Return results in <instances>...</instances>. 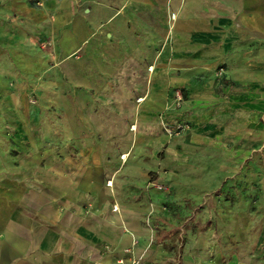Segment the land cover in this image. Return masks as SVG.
Returning a JSON list of instances; mask_svg holds the SVG:
<instances>
[{"label":"rangeland","instance_id":"obj_1","mask_svg":"<svg viewBox=\"0 0 264 264\" xmlns=\"http://www.w3.org/2000/svg\"><path fill=\"white\" fill-rule=\"evenodd\" d=\"M124 2L0 0V241L25 250L0 259L101 205L113 264H264V0H185L132 51Z\"/></svg>","mask_w":264,"mask_h":264},{"label":"crops","instance_id":"obj_2","mask_svg":"<svg viewBox=\"0 0 264 264\" xmlns=\"http://www.w3.org/2000/svg\"><path fill=\"white\" fill-rule=\"evenodd\" d=\"M124 6L114 8L108 11L109 18L115 29H118L119 36L131 35L133 40L131 51L136 49L141 41L142 37H145L151 32H147L155 21L166 19L169 13H180L181 6L185 0H124ZM230 0H221V4H229ZM184 16L189 17L186 23L187 26L193 27L190 21L193 19L191 15L183 12ZM175 18V16H173ZM130 20V21H129ZM190 20V21H189ZM153 21V24H152ZM130 22V23H128ZM130 27H128V24ZM176 24H178L176 19ZM149 25V26H148ZM149 27V28H148ZM129 31V33H128ZM142 35V36H141ZM130 37V36H128ZM136 37H139V41ZM118 46L116 47V49ZM185 65V64H183ZM221 66H224L222 64ZM223 80V79H222ZM229 84L234 83L232 81H221L217 86V90L221 91ZM222 87L221 90L218 88ZM99 208V209H98ZM90 213H86L88 220L79 219L75 223H67L64 225L62 221L58 223L48 224L45 223L44 230L40 231V235L35 238L34 251L35 254L28 259L29 264H113L112 258L103 253L97 248V244L101 240L109 241L112 239L124 238L125 241L129 240V237L121 227H114L106 219H100L102 207L94 206L89 209ZM88 211V212H89ZM62 222V223H61ZM114 237V238H113ZM24 245L18 241H0V248H7L21 256L25 250L22 249ZM2 249V259L0 264H5L3 258L4 250ZM38 249V250H37ZM30 251V250H29ZM115 259V258H114ZM116 262V260H115Z\"/></svg>","mask_w":264,"mask_h":264},{"label":"trees","instance_id":"obj_3","mask_svg":"<svg viewBox=\"0 0 264 264\" xmlns=\"http://www.w3.org/2000/svg\"><path fill=\"white\" fill-rule=\"evenodd\" d=\"M222 87H219L218 89L221 90Z\"/></svg>","mask_w":264,"mask_h":264}]
</instances>
